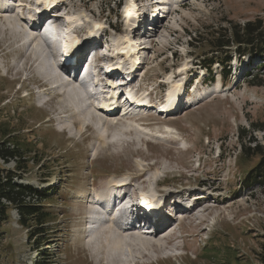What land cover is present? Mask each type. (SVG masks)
<instances>
[{
  "label": "rangeland",
  "instance_id": "obj_1",
  "mask_svg": "<svg viewBox=\"0 0 264 264\" xmlns=\"http://www.w3.org/2000/svg\"><path fill=\"white\" fill-rule=\"evenodd\" d=\"M17 1L12 0L10 5L16 15L25 3L20 0L23 3L18 5ZM64 1L67 12L86 14L88 22L76 26L75 32L84 33L81 29L89 30L93 22L100 21L102 29H107L106 43L112 38L118 41L120 34L128 31L127 17L140 3ZM156 1L150 0L148 6L153 8ZM159 1L165 4L157 1L159 7H154L155 14L149 18L159 20L166 12L164 27L155 34L150 50H140L139 40L135 43L142 63H133L140 61L137 55L128 67L136 70L138 79L135 83L131 79L130 84L140 86L143 93L137 98L144 104L150 101L154 105L167 93L166 116L146 115L155 114L149 108L137 110L143 114L134 118L116 114L107 117L97 113L91 100L80 99L79 93L68 95L71 88L64 94L56 91L49 96L46 94L50 92L41 89L36 92L41 86L38 79H47L43 76L44 65H40L41 60L31 69L24 65L32 47L20 51V44L1 32L4 27L0 22V143L10 137L22 153L21 166L28 163L22 183L38 190L52 188V202L46 205L51 215L37 231L34 226L21 228L16 212L9 213L0 227V264H33L45 254L49 255L48 264H108L113 258L100 244L99 236L89 231L85 217L95 204L92 197L108 189L107 183L115 179L124 181H120L126 185L124 192L142 191L147 195L144 197L155 198L151 199L155 201L151 212H160L162 204L158 201L162 195L158 193L174 194L181 205L177 209L183 220H171L166 215L170 199L163 210L167 224L155 235L141 232L151 244L156 243L154 247L135 245L137 236L130 230L135 225L123 230L132 247L129 253L124 249L121 256L128 264L258 263L264 243V185L256 182L261 178L258 170L264 169V157L246 149L252 148L249 138H253L264 154V56L238 57L233 53L239 48L237 44L229 48V55L213 53L219 59L230 58L226 81V68L215 64L206 69L197 65V58L201 56L205 60L202 64H206L213 57V35L222 37L225 30L256 19L264 23V0ZM148 3L141 0L143 12ZM26 7V12L37 8L27 3ZM22 26L21 22L15 25L16 29ZM90 38L82 44L93 42V36ZM260 65L263 67L258 70ZM62 69L70 70L66 80L75 83L72 68ZM51 71L50 67L47 72ZM211 79L214 84L207 81ZM184 85L190 87L187 95L182 93ZM102 89L100 98L109 91ZM44 101L47 104L40 107ZM99 115L106 123L117 125L113 129L91 127V117ZM3 167L11 169L14 163ZM190 192L209 194L204 202L194 201L197 208L191 213L187 207L184 209ZM189 202L193 203L191 198ZM133 209L134 203L130 215Z\"/></svg>",
  "mask_w": 264,
  "mask_h": 264
},
{
  "label": "bare ground",
  "instance_id": "obj_2",
  "mask_svg": "<svg viewBox=\"0 0 264 264\" xmlns=\"http://www.w3.org/2000/svg\"><path fill=\"white\" fill-rule=\"evenodd\" d=\"M53 1H55V0H50V2H53ZM157 1L160 3L159 0H157ZM157 1L155 3V6H154V7H156V10L159 7V5L157 4ZM160 4H165V2H162ZM0 6H1V8H0V22L2 23L1 27H4L1 30V32L5 33V34H10L12 36V38L14 39V42L20 44V47H18V48H20V51H21V48L24 49V47L25 48L26 47H30V48L32 47L30 53H28L26 55V59H25L24 65H26V66L29 65L30 67H28V68L31 69V66L35 62H37L38 60L39 61L41 60V62H42L40 65H44L43 66V70H44L43 76L45 78H47V79L46 80H42V79L39 80L38 79V81H39V83L41 85V86H39V88H42L41 90L43 92H45V93L50 92V93H47L46 95L51 94V93L56 92V91L59 92L60 94H64V93L67 92V89L70 90V88L72 90H70L68 92V95H73L74 93H79V94L82 93V91H84V88L80 87V85L78 86V84H76V82L75 83H70L69 81L66 80V77L68 76V73H69L70 70L65 72V74H64L62 72L63 71L62 68H64V67H62L60 65L57 66V63L54 60L53 61L47 60V56L45 55V50H44L45 48L44 49L41 48V46L42 47H46V46L42 43L41 38H40L38 33H40L41 31H45L43 35L46 36L47 28L45 27L44 23L41 25V27L39 29H36V27H37V23L42 20L44 12H42L40 14V16L37 17V19L33 23V29L26 28L23 25L22 29L19 30V29H16L15 25L18 26V23L19 22H23V21L20 18H18V15H16V13L14 11V8L11 7L8 4V0H0ZM154 7H153V9H154ZM156 10H154V12ZM164 13H166V12H164ZM55 26L57 28H59L58 23H56ZM57 36L58 37H56V38L54 37L52 39L54 45L62 43V38H63L62 35L57 34ZM68 40H70V39L67 38V36H66L65 37V41H68ZM68 49H69V44L66 43V51ZM26 50L29 51V48H27ZM53 50L55 52L52 53V56H53V58H57V56H58L57 51L55 49H53ZM88 55H89V57L90 56L93 57V53L92 52L86 54V56H88ZM80 57H79V59H80ZM50 67H51V69H53L55 71V73H54V71L53 72L52 71L51 72H47V70ZM19 70L20 69H18L17 71H19ZM71 71H73V69ZM80 72H82V69L79 72H73L74 74H73L72 77H73L74 80H75V77L80 75ZM18 74H19V72H18ZM88 77H90L89 74H88ZM85 79H84V81L88 82V78L86 77ZM50 81H52V82H50ZM95 81L98 82V79H95ZM133 81H132V83H133ZM83 84H86V83H83ZM85 88L89 91V86H86ZM93 89L94 88H92V90ZM46 95L44 94L45 97H46ZM1 96H2V94H1ZM115 96H116V93L115 92L113 93V91H112L111 92V97H112L111 100H113L115 98ZM128 98H130V100L132 102L136 103V101L134 100V98H132V96L130 94H128ZM168 101L169 100L167 99V103H168ZM113 103H114V100H113V102H110V104L108 105V107L106 109L107 110H111L113 108V106L115 107L116 105H113ZM46 104H47V102L44 101L40 107H43ZM164 107L165 106H163L162 110L166 112L167 109H165ZM90 120H91V122H90L91 127L92 126H96V127L97 126H102V127L105 126L106 128H112L113 129V127H115L117 125V122L113 123V124H111L109 122L106 123V121H105L106 119L103 120L102 117H100V115L96 116V117H91ZM60 133H64V129H61ZM119 184L121 185V188H116V189H118V191L115 190V191L111 192L112 195H115L118 192L120 193V191H123V187L126 186L123 183H119ZM124 195H126V192L123 191V193H122V195L120 197L115 198V199H118V203L122 202L123 200H127V201L132 200V199H130V196L127 195V196L123 197ZM187 196L188 197H195L196 195H195L194 192H190V193H187L186 197ZM144 198L145 199L143 201H146V203L148 202V203L151 204V203L155 202V201H151V199H155V198H151V197L150 198L144 197ZM95 199L97 201L106 200V198L103 197L102 192H101V194L96 193V198ZM207 199L208 198H206V200ZM96 200H93V201H95V204H94L93 208H91V210H89V212L87 214L88 217H85L88 220L86 222L89 223L90 227H91L92 223H97L98 224V221L103 219V221L100 224H98L96 226V228L93 229L92 231H94L93 233H95L97 236H99L100 244L101 245L104 244L103 247L109 252L111 257L113 258L109 263L110 264H128L129 261L126 259L128 261V262H126V260H123L121 258V256L123 257V253H125L124 249H126V251H128V253H129L130 250L132 249V247H129V242L126 240L128 237H126V235H125L126 233H124L123 230L124 229H128V227H130V225H133L132 215H130V211L132 210L133 202L131 203V208H130L129 212H126L127 213L126 220H128V225H124V224H121L117 220V217L120 216L121 218H123L124 216H126V213H124V211H119V213L117 212L115 214V212L118 211L119 209H118V205H116V204L114 205V202L112 204V207L109 208L108 210H105V209H103L101 207L99 209V211H97L96 215L94 216L96 220H92V215H93V213L95 211V208H96V206L98 204V202H96ZM111 200L112 199H110V201ZM148 200H150V201H148ZM195 203H199V202L195 201ZM189 205H193V206L192 207L187 206V209H186V207H184V209L189 210V213L194 212L195 209L197 208V204H194V203L192 204L191 203ZM157 206H159V204ZM179 206H181V205L178 204V207ZM155 207H156V205H155ZM161 212L162 213L160 214V217L158 219L153 220L152 223H151L152 225H150L151 229H154V231L152 230L154 235L157 234L159 232V230H161V228H163L164 225L167 223L166 222L167 218H165V216L163 215L164 214L163 210ZM182 215H184V214L182 213ZM180 217L182 218L181 215L177 216V218H180ZM181 220H183V219H181ZM137 227H140V226H137ZM137 227H135V226H131L130 227V228H132L130 230L134 231L135 235L137 236V237L135 236L136 238L134 240L135 243L137 242L135 245L142 246L143 248H145V247H154L156 245V243H152L151 244L149 241H147L146 237H143V235L140 232L141 230L139 228H137ZM89 231H91V230L89 229ZM84 232L86 233V231H84ZM132 236H134V235L132 234Z\"/></svg>",
  "mask_w": 264,
  "mask_h": 264
},
{
  "label": "trees",
  "instance_id": "obj_3",
  "mask_svg": "<svg viewBox=\"0 0 264 264\" xmlns=\"http://www.w3.org/2000/svg\"><path fill=\"white\" fill-rule=\"evenodd\" d=\"M221 36L222 37L213 35L211 37L210 47L213 48V57L208 59L206 64H202L205 60H201V56L197 58V61L202 67L211 69L212 64H218L224 68L228 67V61L230 60L228 56L224 59H219L217 56L218 54L213 53L221 51L223 55H229L228 50L231 46H234V44H237V47H239L233 52L238 57L241 55H248L251 57H255V55L264 56V23H262L260 19H256L254 22H246L244 26L237 29L232 27L227 31L225 30ZM261 67L263 66L260 65L257 69L259 70ZM229 70L227 68L224 69L223 77L229 74ZM226 79L227 77L224 81H226ZM5 134L3 133L2 135ZM9 138L10 137L6 138L0 143V160L2 161L0 164V227L8 220L9 213L14 210L18 216L17 224L21 228L27 230L34 226V230L37 231V227L47 223L51 215V212L48 211L49 209H47L45 205L51 201L50 191H52V189L46 188L38 190L32 185L20 181L22 180L23 174L27 172L25 168H27L28 163H24V167L21 166L22 163H19V161L22 159V153L17 144L11 142ZM249 143H252L253 146L246 150L255 155L259 154L261 157H264L263 150L259 143H256L253 138H249ZM9 162H13L14 167L5 169L3 164H8ZM258 171L261 174V178L256 183L264 185V169H259ZM255 177L256 176H254L252 180H255ZM261 249L262 251L257 258V264H264V243ZM47 256L49 255L45 254L40 261H35L33 264H48Z\"/></svg>",
  "mask_w": 264,
  "mask_h": 264
},
{
  "label": "snow or ice",
  "instance_id": "obj_4",
  "mask_svg": "<svg viewBox=\"0 0 264 264\" xmlns=\"http://www.w3.org/2000/svg\"><path fill=\"white\" fill-rule=\"evenodd\" d=\"M142 203H146V201H143V200H142Z\"/></svg>",
  "mask_w": 264,
  "mask_h": 264
}]
</instances>
